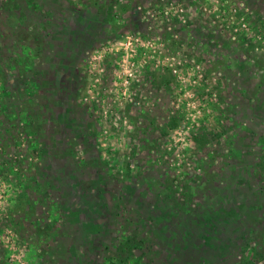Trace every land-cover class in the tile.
<instances>
[{"label": "rangeland", "instance_id": "374dc122", "mask_svg": "<svg viewBox=\"0 0 264 264\" xmlns=\"http://www.w3.org/2000/svg\"><path fill=\"white\" fill-rule=\"evenodd\" d=\"M0 102V264H264V0H0Z\"/></svg>", "mask_w": 264, "mask_h": 264}, {"label": "trees", "instance_id": "16d2710c", "mask_svg": "<svg viewBox=\"0 0 264 264\" xmlns=\"http://www.w3.org/2000/svg\"><path fill=\"white\" fill-rule=\"evenodd\" d=\"M151 75L153 76V80H152L153 86H157V85L162 84L166 87H170L168 85V81L170 82V79H168V77L171 74H169V73L157 74L156 72H152V74H150V76ZM206 137H207L206 135L193 136L192 141L194 142L195 145L196 144L198 145L200 140H203L206 142V140H205ZM185 206H183V207H185ZM148 238H149V236H147L146 239H148ZM253 241H255V243L261 247L260 250L255 249L254 254L257 257H259L261 260H264V230L261 233L259 232V233L253 234L252 238L247 240V244L250 245V242H253ZM141 242L142 241H138L136 236H133V237L127 239L126 242L122 243L120 249L118 250V253L126 250L127 248H128V251L133 252L135 247H136V249L139 248L138 245L141 244ZM121 261H126V258L122 254L114 255L111 259L110 264H120ZM246 263L247 264H254V262L251 260H248Z\"/></svg>", "mask_w": 264, "mask_h": 264}, {"label": "crops", "instance_id": "0c3cea01", "mask_svg": "<svg viewBox=\"0 0 264 264\" xmlns=\"http://www.w3.org/2000/svg\"><path fill=\"white\" fill-rule=\"evenodd\" d=\"M0 115H1V112H0ZM16 116H17V113H16ZM7 120H8V117L4 118L3 120H1V121H3V123L0 124V159H1L2 156H5V155L9 154L10 152H14V151L17 150L15 147H13L11 145L9 146V144H8V138H9V131H8V129H9L8 125L9 124L8 123H11V125H14L15 121L18 120V119H17V117H15L14 120H12V118H11V120H8V122H6ZM19 153H22V152H19ZM15 158L16 159L13 160L14 162H16V160H18L17 162L22 161L21 157L18 158L16 156ZM4 159L5 158H3L1 160L3 161ZM0 164H2V163L0 162ZM4 214H7V213L1 212L0 213V217H2Z\"/></svg>", "mask_w": 264, "mask_h": 264}]
</instances>
